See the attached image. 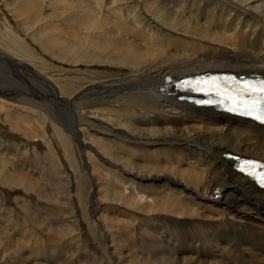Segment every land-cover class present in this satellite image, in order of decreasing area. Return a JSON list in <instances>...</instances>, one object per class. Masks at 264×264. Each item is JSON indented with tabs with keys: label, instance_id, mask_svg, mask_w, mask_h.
<instances>
[{
	"label": "bare ground",
	"instance_id": "bare-ground-1",
	"mask_svg": "<svg viewBox=\"0 0 264 264\" xmlns=\"http://www.w3.org/2000/svg\"><path fill=\"white\" fill-rule=\"evenodd\" d=\"M64 1L67 0H58L51 6L55 12L58 9L63 10L65 17L66 13L69 14L70 28L64 25L65 22L61 26L55 24L52 27L55 38L42 41L44 37H41L43 49L48 50L53 57L56 55V58L60 56L69 60L74 54L69 50V46L65 47L64 44L72 43L76 48L80 45L90 46L102 59L105 56L110 58L108 61L117 58L112 64L131 72L127 79L88 86L89 88H84L72 98H65V95L71 94L74 89H60L52 80L38 77L34 68H28L30 75L26 72L28 79L34 78L38 81L40 78L49 87L50 102L47 104L48 101H43L48 105L47 112L49 111L52 119L64 122L67 131L81 146L83 159L85 160L84 155L88 151L94 152L98 158L92 163L90 156L91 161L88 162L92 184L94 185V177L98 180H95L90 203L93 202L95 215L101 217L100 224L104 227L106 224L116 227L113 231L104 228L105 233L108 231L107 237L112 243L109 246L110 264H264V219L260 218V213L264 211V190L238 173L234 169L235 162L226 157L232 150L231 153L241 157L264 161V126L226 112H216L210 108L195 106L188 101H181L178 90L172 88L173 81L210 71L240 75L260 74L264 77V0H218L221 1V12L216 14V2L213 8L215 14L211 16L212 22H208L212 30H217L216 33L211 29V32L206 31L204 21L202 26L198 24L201 23L198 19L194 20L196 23L192 22L198 29L201 27L197 32L212 33L211 40L201 42V38L195 41L172 39V28H166L165 33L167 32V36L172 40H167L161 47L153 45L152 42L148 46L141 44L137 40L145 39H140L139 36L137 40L134 37L136 43L134 40L117 38V32L114 31L116 27L112 28L114 20L111 23L106 17L101 21V27L95 28V17L91 11H99L102 6L100 0H77L78 5L82 4V7L76 8H72L69 1ZM13 2L17 4L19 1ZM148 3L144 4L148 6ZM184 4L185 1L178 4V7L182 8L181 12L185 9L182 15L190 14V17L194 18L198 12L194 13L196 10H190L191 7L186 10ZM43 6L42 0H25L19 2L15 8L32 18L36 14L39 15ZM147 15L157 23L156 16L152 17L148 13ZM60 17L61 14H55L51 18L59 20ZM203 18L206 16L201 20ZM170 21L173 26L174 21ZM152 28L146 27L144 34L153 31ZM228 29L231 32H226ZM131 33L134 34L133 31ZM224 36L228 40H220ZM91 40L94 45H89ZM0 58L14 60L4 54H1ZM20 67H23V64ZM93 95L122 97L126 100L122 106L114 107L118 109L117 118L115 117L118 120H115L117 129H113L112 120H109L112 117L103 118V114L107 116L104 111L84 114L82 101ZM26 121L29 123L28 119ZM82 127L92 128L90 132H95L94 136H89V143L81 139ZM98 137L104 139L100 147L95 146ZM112 143L133 146L134 150L139 152L135 157L138 161L124 163L123 159L115 158L114 150L109 147ZM5 161L0 159V173L7 186L23 187L42 198L48 193L49 200L60 203L55 199L58 189L48 192L49 190L43 189L31 179L28 171L24 173L20 168V171L16 169L15 174H6L2 168L7 166ZM60 164L59 173L64 166L62 161ZM109 169L113 173H109ZM69 176H60V180L64 182L62 184H65L60 188L63 190L62 196L67 195L65 190L70 183ZM125 177L135 186L132 187ZM101 182L107 183L108 186L104 187ZM120 183L129 187V193L118 192ZM217 192L221 194L218 199L215 197ZM135 193L145 195L146 199H139ZM67 196L63 197L64 201L60 205L72 199ZM81 197L79 196L77 201L85 209ZM68 212L70 213L64 227L54 232V239L58 240L60 237L62 240L73 241L74 235L77 234L75 232H80L83 220L76 219L74 215L70 216V208ZM106 212H110L108 218L102 217ZM136 226L142 227L143 230L141 231L140 227L139 232L138 229H131ZM161 234L166 235V242L176 243L174 249L166 247V243H161L164 247L159 243ZM139 235L145 239V249L142 258L138 256L133 259L134 255L127 249L132 246L127 237ZM76 246L74 244L75 248ZM35 250H42L41 243L36 242L32 251ZM62 252L61 249L59 254ZM171 253L178 256L171 257Z\"/></svg>",
	"mask_w": 264,
	"mask_h": 264
},
{
	"label": "rangeland",
	"instance_id": "rangeland-1",
	"mask_svg": "<svg viewBox=\"0 0 264 264\" xmlns=\"http://www.w3.org/2000/svg\"><path fill=\"white\" fill-rule=\"evenodd\" d=\"M13 1L0 0V55L4 54L8 57H11L10 59H14L8 61L0 58V157L2 160L8 161H5L7 166H2V168H4V172L6 174H15L20 168L24 173L28 171L27 174L31 176V179L36 181L39 186L43 187V189L47 191L49 190L48 192L58 189L55 194V199H58L56 201L60 203L64 201L63 197L66 198L67 195L72 199L67 201L68 204L64 203L60 205V203L57 204L52 200H49L47 192V195H45L46 197L42 198L38 197L37 193L28 191L23 187H9L4 183L0 173V264H110L111 249H109V246H111L112 243L110 238L107 237L108 231L105 233L104 228L107 227L109 231H113V229L116 230V227L111 224H106L104 227V225L100 224L99 219L101 217H97L95 215L93 211V202L92 204L90 203L91 193L94 191L95 180H98L96 177H94V185L92 184L93 178L91 176L90 170L88 169V162L91 161V157L92 163H94L93 161L96 162L98 158L95 156L94 152L88 151L90 154L86 152L84 155L86 161L83 159L81 146L74 140V136L69 131H67L68 129L64 122L52 119V117L48 114L49 111L47 112V104L50 102L48 99L50 98L48 91L49 87H47V84L40 78H38V81L34 78L28 79V74H31V71H28V68L31 67L36 69L38 77L45 78L49 81L52 80L60 89L65 87L74 89L71 94H66L65 98H72L76 96V94L78 95V93L84 88H89L88 86H94L102 82H112L114 80L127 79V77L131 75V72L126 68H120L112 64V62L116 61L117 58H113V60L108 61L110 58L105 56L104 59H102L97 53H94L90 49V46L87 47L80 45L76 48L72 43H67L64 44V46H69V50L72 54H74V57L69 60L60 56V58H56V55L53 57L48 50L45 51L43 49L44 47L42 41L45 39L51 40L52 38H55L54 32L52 30V27L55 24L57 26H61L65 22L64 25L66 24L65 26L70 28L69 14L66 13L67 16L65 17V12L63 10L58 9L56 12L52 10L51 4L56 3L58 0H42V5L44 6L42 7L39 15L36 14L38 19L36 16L31 18L27 13L25 14L24 12H21L15 8L19 2L25 0H16L17 2L19 1L17 4ZM67 1H69L72 8L80 7L82 5H78L77 0ZM184 1V5H186V3L189 1L186 5L187 8L185 7L186 10L188 7H191L190 10H196L194 13L197 14L198 12L194 18L192 16L190 17V14H186L185 16L182 15V12H184L185 9H183L181 12L182 8L178 7V4H183ZM188 1L100 0V4L102 6L99 11H91V13L95 17V28L101 27V21L106 17V20L109 22L112 21L111 23H113L114 20V27L112 28L116 27L114 31L117 32H115L117 38L119 37L121 40L123 38L126 40H134L136 43V40L138 39L137 36H139L140 39L143 38L145 40L137 41H140L139 43L145 44L146 46L152 42L153 45L161 47L167 43V40H172L175 38H178V40L182 39L189 41L193 39L195 41V39L198 40L201 38L199 40L201 42L211 40L210 37L212 33L204 34L203 32L200 33L197 31L201 28L200 26H202L201 24L204 21L207 27L206 31L209 30L211 32V16L215 14L213 8L217 2L218 11L216 14H219L221 12V1ZM142 2H149V5L146 6ZM152 6L154 9H152ZM147 13L152 17L156 16V19L159 21H157L158 24H155L152 18H148ZM55 14H61L60 18L62 20H52L51 17ZM204 16H206V18L201 20V18ZM223 18L225 23V16ZM170 19L174 21L173 26L170 25ZM197 19L198 22H201L198 23L200 24L199 29L193 24L196 23L195 21H197ZM163 25H165V27ZM148 26L151 28L153 27V31L146 33V35L143 31H145L146 27ZM166 28H172L171 30L173 33H170L172 35V39L167 36V32L165 33ZM130 30L133 31L134 34H132ZM212 31L216 33L217 30L213 29ZM35 32L38 34H35ZM226 32H231V30L228 29ZM150 34L152 36H150ZM262 36L264 38V30L262 31ZM41 37H44L42 38V41ZM134 37L137 39L135 40ZM222 39L228 40L226 36L220 40ZM92 42L93 40L90 41L89 45H94ZM226 46L228 48L231 47L230 45ZM75 61L81 62L76 63ZM21 64H23V67H20ZM249 71L251 72V70ZM26 72L28 74H26ZM9 73L12 74L10 75ZM33 92L34 94L31 95L30 93ZM43 101H45V103L46 101L48 102L47 104H44ZM125 101L126 100L122 99V97L118 98L112 96L109 98L107 95H103L101 97L99 95H93L82 101V103L84 102L83 112L84 114H92L101 113V111H104L107 116L103 114V118L108 119L109 117H112L109 118V120H112V124L114 125L113 129H117V122L115 121L117 119H115V117L117 118L118 109L114 107L122 106V103ZM26 119L29 120V123L26 121ZM26 129H29L30 131ZM91 129L92 128L87 127L81 128V139L86 140L87 143H89L88 138L94 136L93 134H95V132H90ZM99 138L100 137L97 138L95 143L96 147H100L104 143V139ZM109 147L114 150V157L123 159L124 163H133L138 161V158L135 157L139 155V152L135 151L131 145L126 143H112ZM231 151H229V153H231ZM61 161L64 166L59 173ZM53 169L55 170V173ZM108 172L113 173L111 169H109ZM63 174L66 176L68 174L70 175V183L69 186L66 187L65 192H67V195L65 196L61 195L63 190H60V188L65 185L62 184L64 182L60 180V176ZM57 178L58 181H56ZM124 179L133 187L134 184H132L128 177H125ZM104 180L106 181L107 177H105ZM100 184H102L104 187L108 186V184L104 182H101ZM118 185V192L120 191V193H129V187L124 186L122 183ZM51 189L53 190L51 191ZM135 194L138 195V193ZM79 196H82L81 200L84 203L85 209L83 208V205L79 204L77 201ZM220 196L221 194H218V192L215 195L216 199H218ZM138 198L143 200L146 199L145 195L143 194L138 195ZM68 208H70L72 211L70 216L74 215L76 219L80 218L83 220L79 228L80 232H75L77 234L74 235L75 240L72 239L73 241L62 240L60 237L58 240L55 238V240L54 232L60 231V229L64 227L67 217L70 213L68 212ZM109 214L110 212L103 213L102 217L108 218L107 215ZM260 218L261 220L264 219V211L260 213ZM118 220L120 219L118 218ZM255 222L258 223V221ZM119 227H122V225H119ZM139 227L140 226H136L132 227L131 229H138V232L140 230L142 231L143 228L140 227L139 230ZM160 236V244L166 243V247H172L174 249V245L176 243L166 242V235L161 234ZM52 239H54V241H52ZM127 241H129L132 245H130L132 248L130 247L127 249L130 251L132 256L134 255L133 259L134 257L138 258V256L140 257L143 255L146 243L143 237L140 235L128 236ZM36 242L41 243L42 250H35L33 252L32 249L35 247ZM74 244L77 245L76 248L74 247ZM162 246L164 247V245ZM61 249L63 252L59 254ZM175 254L171 253V257L176 258L178 255L175 256ZM169 255L167 254V256ZM68 258H73V260H68ZM212 263L213 262H211V264ZM219 263L223 264L222 262H218V264Z\"/></svg>",
	"mask_w": 264,
	"mask_h": 264
},
{
	"label": "snow or ice",
	"instance_id": "snow-or-ice-1",
	"mask_svg": "<svg viewBox=\"0 0 264 264\" xmlns=\"http://www.w3.org/2000/svg\"><path fill=\"white\" fill-rule=\"evenodd\" d=\"M220 78L211 81H197L196 83H203L208 86L206 89H197L198 91L215 92L217 95L222 96L224 99L230 101L233 106L239 105L246 110V114L252 115L255 113V118L264 122V80L260 81H239L235 78H224L225 83L221 85L217 83ZM232 83V81H234ZM190 85V81L184 82ZM246 166L255 167L252 161H241L240 170L243 172ZM260 182L264 184V177Z\"/></svg>",
	"mask_w": 264,
	"mask_h": 264
}]
</instances>
